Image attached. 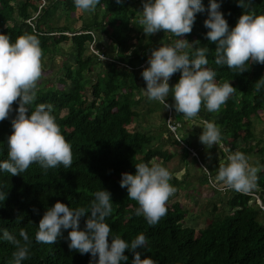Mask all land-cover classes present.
I'll use <instances>...</instances> for the list:
<instances>
[{"label":"trees","instance_id":"1","mask_svg":"<svg viewBox=\"0 0 264 264\" xmlns=\"http://www.w3.org/2000/svg\"><path fill=\"white\" fill-rule=\"evenodd\" d=\"M44 1L42 5L41 0H0V34L9 35L12 43L25 33L35 34L40 40L43 69L51 66L54 77L42 75L29 109L34 110L40 103L53 106L52 114L61 134L72 146V165H58L45 173L33 163L17 176L0 170V192L6 193V199L0 201V264H14L15 251L14 245L2 238V230L7 229L19 239L21 228L26 229L31 240L29 257L22 264H97L98 257L93 261L90 253L69 249L67 236L71 229L63 230V236L54 244L36 242L35 234L45 211L57 201L73 208L88 207L95 199L93 194L103 189L111 193L113 203L105 221L112 229L110 235H119L131 243L143 233L148 243L145 249L137 250L143 252L141 259L151 257L157 264H264V210L252 195L264 205V132L261 137L256 135V123L262 121L260 113L264 112V87L259 91L255 87L264 78V64L249 61L247 71L240 73L215 63L216 44L205 38L209 29L204 27L210 0H202L205 11L196 14L192 32L179 39L200 42L185 50L190 58H194L196 48L207 47V67L216 72V82L228 81L236 92L219 111L209 112L202 106L191 118L197 125L200 118L201 126H196L198 132H190L196 133L198 144L205 121L213 122L221 131L220 143L227 147L219 148L221 158L218 160L215 149H207L209 169L206 168L212 177L217 163L228 162L230 153L239 151L247 156L255 152L258 160L248 162L259 168L257 187L245 193L223 186L221 191L229 193L226 204L230 212L216 211L214 205L212 219L198 234L185 224L188 211L179 202L167 203L166 215L157 224L149 225L143 215H136L139 205L128 198L127 188H121L120 181L122 173L134 175L135 165L142 162L164 166L179 157L178 164L187 169L191 147L167 127L168 109L159 101L149 100L142 91L146 89L142 72L149 67L152 50L174 44L178 38L163 31L152 36L144 34L139 21L146 0H122L120 4L101 0L94 12L76 8L74 0ZM216 2L221 4L219 10L231 30L244 10L237 6L238 0ZM251 8L257 15H264V0H252ZM78 11L89 13L79 16V27L58 23L61 18L70 20L71 14ZM90 32L108 59H100L90 51L94 38ZM62 43H69L72 50L64 53L71 54L69 60L59 64L54 58L60 55ZM180 76L178 71L171 77L170 88ZM171 96L170 92L165 102L174 105ZM18 107L19 100L14 102L8 119L0 121V162L8 159L7 140L13 132L11 121ZM171 109L176 121L182 123L180 128L186 130L183 122L189 119L174 107ZM151 117H161V123L154 128L144 127L142 123ZM241 138L243 143L251 144L240 146L237 141ZM170 146H175V151L171 152ZM178 150L183 151L178 154ZM193 159L196 160L194 155ZM201 175L203 181L210 179L205 171ZM169 182L174 186L180 183L175 176ZM88 215L80 219V230L85 229ZM124 255L128 257L126 264H132L133 253L126 250Z\"/></svg>","mask_w":264,"mask_h":264},{"label":"clouds","instance_id":"2","mask_svg":"<svg viewBox=\"0 0 264 264\" xmlns=\"http://www.w3.org/2000/svg\"><path fill=\"white\" fill-rule=\"evenodd\" d=\"M100 2L74 0L76 8L92 12ZM116 3L120 4L122 0H116ZM251 5L252 0H238L237 6L244 11L236 26L229 30L228 22L219 10L221 4L210 0L208 18L204 21V27L209 29L205 38L216 44L214 61L217 65H227L229 69L243 73L247 71L249 61L264 64V15H257ZM204 11L202 0H146L139 21L146 36L163 31L178 38L174 44H162L152 50L149 67L142 72L146 82L143 91L149 100L159 101L165 109L174 107L187 119L196 117L202 106L209 112L219 111L236 92L230 82H216V72L207 67V47L196 48L194 58H190L185 50L200 42L179 39L192 32L196 14ZM42 57L37 35L25 33L12 43L9 35L0 34V121L8 119L14 102L19 100L18 114L11 121L13 132L7 140L8 159L0 162V170L11 176L20 175L33 163L45 173L58 165L65 168L72 165V146L61 134L52 114L53 106L40 103L34 110L29 109L36 99L38 81L43 73ZM178 71L180 79L170 88L169 80ZM255 87L257 91L264 87V78L258 80ZM170 92L174 105L165 102ZM29 111L30 116L27 115ZM199 139L206 146L217 145L221 141V131L213 122L205 121ZM190 150L196 155L194 149ZM227 160V164H219L216 182L245 193L257 187L259 168L251 166L245 154L235 151ZM135 168L134 175L122 173L120 187L127 188L128 198L138 203L136 215H143L149 225H155L166 215V204L176 191L169 182L171 173L159 163L149 165L142 162ZM203 169L209 173L212 182L208 169ZM93 195L95 199L88 207L73 208L57 201L48 208L39 222L36 242L54 244L63 236V230L71 229L67 236L69 249L80 254L90 253L93 261L98 257L97 264H126V250L133 253L132 264H157L151 257L141 259L143 252L137 251L145 249L148 243L143 233L131 243L119 235H110L112 229L105 221L113 210L111 193L103 189ZM5 199L6 193L0 192V201ZM86 215L85 229L80 230V219ZM2 232V238L15 247L14 264H22L29 257L31 240L28 232L21 228L19 239L7 229Z\"/></svg>","mask_w":264,"mask_h":264},{"label":"rangeland","instance_id":"3","mask_svg":"<svg viewBox=\"0 0 264 264\" xmlns=\"http://www.w3.org/2000/svg\"><path fill=\"white\" fill-rule=\"evenodd\" d=\"M89 13L84 14L82 11H78L76 13L71 14L70 20H65L63 18L58 20V23L60 25H68L70 27H79L81 24V20L79 19L80 15L87 16ZM103 41H107L106 37L102 36ZM70 44L69 43H62L60 45L62 51L60 52V55H55L54 62H57L61 64L63 60H69L71 54L65 55L69 49ZM71 47L69 49V52H71ZM47 57V56H46ZM44 58L45 60L47 58ZM53 71V68L50 66L48 69H43L42 75H51ZM54 73V72H53ZM54 77V74H52ZM58 75V73H57ZM181 75V73H180ZM146 90V89H143ZM142 90V91H143ZM143 93H145L143 91ZM171 99L174 101L173 96H171ZM161 112H164L163 110ZM262 121L256 123V135L262 136L264 132V112L260 113ZM203 117V116H202ZM214 117H212L213 119ZM146 122L144 121L142 125L144 127H151L154 128L155 126H158L161 123V117H151L147 118ZM194 119H189L187 122L185 121V124L183 122V125L185 126L186 130L179 129L177 131V135L183 138L185 144H188L191 148L194 149L196 152L195 159H193V152L190 150V154L187 155V169L184 168L183 164L179 163V157H175V160H171L167 162L164 167H166L169 172L171 173V176H175L179 180L178 186L172 185L176 191L175 193L169 198L167 203L172 202H179L183 207H185L188 211V215L185 220V224L188 226H192L195 228V231L197 234L199 233L201 228H204L212 219L214 212V205L216 206V211H223L225 213L230 212V208L226 204L227 196H229L228 192H223L221 190L224 189V185L222 182H216L215 177L217 175V170L219 167L216 168V174H214V177L211 176L212 182H210V179L207 181L202 180V175L204 173L203 168H201L196 161H198L201 165H205L209 169V163L207 160V155L209 154V151H207L209 146H206L204 144L196 143L195 140L198 138L195 136L194 133L190 131H195V127L197 126V122L193 121ZM200 123L198 125V128L201 126L202 120L200 118L197 119ZM134 127H142V126H134ZM187 131V132H185ZM184 134V135H183ZM195 137V139H194ZM200 141V140H199ZM240 146L244 145L243 138L241 140L237 141ZM236 142V143H237ZM240 142V143H239ZM251 142L246 143L245 146H249ZM170 151L173 152V149L175 151V146L169 147ZM212 149H215L216 156L218 157V160L221 158L219 148L227 149V147L222 144L218 143L217 145L214 144V146H211ZM236 148V147H234ZM212 149L210 151H212ZM257 150V148H255ZM183 151V150H182ZM181 150H178V154L182 153ZM255 153V152H254ZM254 153H251L247 155L249 161L254 162L257 159L256 155ZM254 160V161H253ZM228 162L224 163L227 164ZM216 165V163H215ZM188 170V171H186ZM261 218H263L261 216Z\"/></svg>","mask_w":264,"mask_h":264},{"label":"built area","instance_id":"4","mask_svg":"<svg viewBox=\"0 0 264 264\" xmlns=\"http://www.w3.org/2000/svg\"><path fill=\"white\" fill-rule=\"evenodd\" d=\"M45 1L41 0V4L43 5ZM29 21V20H28ZM91 35H93V40L91 41L90 45H89V49L90 51L97 55L100 59H108L103 53H101L99 51V46L96 45V36L93 32H90ZM166 125L167 127L171 130V132L173 133V135L179 139V136L177 135V131L179 130V128L182 126V123L180 121H176L175 117H174V113L172 111V109H168V117L166 119ZM248 193V192H247ZM250 193V192H249ZM253 196H255L256 202L259 204V206L264 209V205L262 204L261 200L258 198V196H256L255 194H252Z\"/></svg>","mask_w":264,"mask_h":264},{"label":"crops","instance_id":"5","mask_svg":"<svg viewBox=\"0 0 264 264\" xmlns=\"http://www.w3.org/2000/svg\"><path fill=\"white\" fill-rule=\"evenodd\" d=\"M197 127H198V125H197ZM195 132H198V130H197V128L195 127ZM195 134V136H196V133H194ZM195 138V137H194Z\"/></svg>","mask_w":264,"mask_h":264}]
</instances>
